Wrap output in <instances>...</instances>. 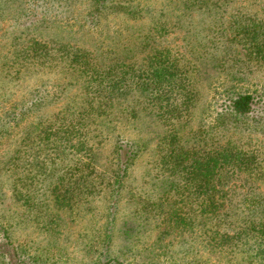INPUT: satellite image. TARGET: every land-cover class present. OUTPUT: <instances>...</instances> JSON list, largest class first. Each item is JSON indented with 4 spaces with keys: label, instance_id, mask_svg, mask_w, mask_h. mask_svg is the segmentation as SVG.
<instances>
[{
    "label": "rangeland",
    "instance_id": "rangeland-1",
    "mask_svg": "<svg viewBox=\"0 0 264 264\" xmlns=\"http://www.w3.org/2000/svg\"><path fill=\"white\" fill-rule=\"evenodd\" d=\"M104 4L0 0V264H97L105 256L108 264H264L256 238L252 246L229 238L264 220V127L252 117L230 137L255 152L256 168L222 170L216 214L181 224L173 190L165 194L172 136L190 145L196 131L220 133L212 126L226 90L253 92L264 105V0ZM158 52L194 67L197 78L192 114L176 125L142 111L132 82ZM104 72L122 88L96 100L102 135L88 131L79 153L67 137L48 140L42 127L91 103ZM121 150L122 160L134 157L112 186ZM77 168L88 183L56 191L64 192L56 202L57 178Z\"/></svg>",
    "mask_w": 264,
    "mask_h": 264
},
{
    "label": "trees",
    "instance_id": "trees-1",
    "mask_svg": "<svg viewBox=\"0 0 264 264\" xmlns=\"http://www.w3.org/2000/svg\"><path fill=\"white\" fill-rule=\"evenodd\" d=\"M98 5L104 6L108 0H95ZM253 49L252 46L248 47ZM39 52L37 47L31 51L33 54ZM64 54V51H61ZM165 54V55H164ZM169 52H158L151 57L150 63L140 72L132 76V82L136 94L139 96V104L142 106V111L148 112L152 116H156L163 125H176L179 122L187 120L191 116V106L194 104V91L192 88L197 83V78L192 76L191 69L187 63L184 65L179 59L172 58ZM193 70V69H192ZM194 71V70H193ZM106 73L96 74L99 81V95L80 110H72L69 107L62 113L61 117H57L50 121L48 126L44 125L41 132L47 134V139L56 137L63 139L68 138L66 142L70 143L73 150H78L86 147L88 131L93 133L99 131L95 136H101L102 132L99 128L97 115H102L98 110L101 104H97L96 100H103L105 97L113 95L119 91L118 84L110 81ZM108 78V80L106 79ZM106 83L108 90L104 91L101 84ZM100 87V88H99ZM105 92V93H104ZM109 93V95H107ZM104 94V95H103ZM34 95H30L32 99ZM96 104V105H95ZM133 110H136L133 108ZM258 110H264V105L261 104V99L253 92H231L226 90L224 100L220 104V109L217 111L215 126L220 130V133L214 131H205L206 133L199 134V131L194 132L193 141L189 144L178 143V140L172 136V142L168 145V150L174 153L173 163L170 168L172 180L168 181L171 185L170 189L166 190L168 195L171 190V196L176 204V217L181 224H187L186 220L194 216L214 215L220 209V195L218 193L217 176L222 180L221 172H231L230 170H252L256 168L254 164L257 161V156L253 150H245L230 137L231 129L239 130L241 122L246 117H252L257 126L264 127V117H258ZM186 111L187 113H184ZM257 118L262 120L258 121ZM94 119V120H93ZM100 119V117H99ZM91 124H95L96 128L92 129ZM39 126V125H38ZM99 128V129H98ZM92 129V130H91ZM220 138H223L224 143H220ZM59 140V141H61ZM54 142V141H53ZM167 149V148H166ZM73 150L71 152H73ZM134 154L127 156L122 160V150L117 153V163L115 164V180L112 186L119 184L125 175H128L131 159ZM29 174L37 178L35 167L43 169L42 162L38 160L33 163ZM90 167V166H87ZM258 167V166H257ZM37 168V169H38ZM82 168V167H81ZM162 168V167H161ZM80 168L76 169V174L63 175L57 178V185L54 188V200L59 202L64 199L62 194L56 195V191L68 188L72 185L75 189L82 187V184L88 183V179L84 176L85 173L79 174ZM47 173V172H46ZM169 186L168 182L165 181ZM86 190L91 191L89 187ZM67 197V196H66ZM263 201L264 198L257 199ZM264 203V201H263ZM264 212V204L261 205ZM256 227H244L242 231L229 237L230 239L241 240L252 246V239L258 246V255L264 257V220L258 222ZM254 230V231H253ZM258 238V239H257ZM257 250V249H256ZM257 252V251H256ZM105 256V255H104ZM97 264H108L110 259L108 256L102 257ZM108 258V259H107Z\"/></svg>",
    "mask_w": 264,
    "mask_h": 264
}]
</instances>
